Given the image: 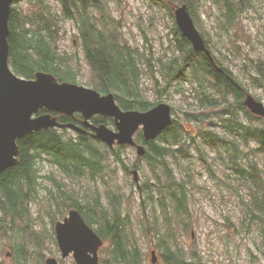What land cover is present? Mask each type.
<instances>
[{"label":"trees","instance_id":"obj_1","mask_svg":"<svg viewBox=\"0 0 264 264\" xmlns=\"http://www.w3.org/2000/svg\"><path fill=\"white\" fill-rule=\"evenodd\" d=\"M154 1L166 10L172 22L168 35L171 47L174 48L173 55L160 64V71L166 80L165 86L172 85L178 76L186 77L190 84L197 86L198 100L203 111L184 112V119L179 115L174 116L172 124L149 141L145 140L143 131L139 130L135 139L144 144L146 149L135 160L133 167L138 166L140 158L147 160L150 165L152 177L144 183V190L147 199L154 205L152 229L160 250L157 249L160 261L163 264H207L197 250L191 248L189 251L180 244L175 231L176 223L184 224L186 230L191 217L188 182L177 176L173 165L177 154L184 157L192 155L185 146L196 143V136L191 133L186 122L199 126L210 118V113H214L217 120L223 121L221 123L229 133L246 143L253 141L255 149L264 151V118L251 113L245 106L246 88L230 65H223L213 54L216 63L222 67V71H218L206 53L193 48L191 41L182 34L175 22L172 5H187L196 27L210 47L215 42L201 14L204 4L210 3L222 9V28L226 33H232V27L241 15L255 5L256 0ZM57 2L60 9L49 0H13L8 36L9 63L13 72L30 79L40 70L54 73L60 81L79 83L80 66L74 63L72 54L63 52L59 45L66 20H70L78 30L77 46L83 49L94 76L92 87L101 93L113 92L124 110L145 111L155 106L159 100L152 102L142 92L144 68L149 66L148 72L153 73L152 59L144 50L128 44L126 39L122 42L123 37L119 31L108 26L114 18L109 13L107 0ZM156 17L157 14L152 15V18ZM254 66L258 73L253 77L254 82L264 87V59L258 58ZM93 120L96 125L113 124L111 118L100 115ZM210 133L213 136L209 138L218 139L233 148L230 154L236 163L233 165L237 166L238 146L221 134ZM17 141L20 162L0 173V210L3 213L0 224L9 220L16 222L24 214L30 215L28 203L35 196L30 189L39 178L38 159L46 158L66 178H88L94 182L98 177H103L105 163L110 159L122 163L125 170L128 169L122 156L127 145L111 147L97 138L80 134L75 136L68 130L41 129ZM244 155L242 160L246 161ZM170 156L172 159H169ZM249 168L243 164L236 171L241 178H250L253 202L246 204L249 215L247 222L249 225L260 226L258 230H261L264 244V175H260L263 169L258 168L255 160L251 161ZM23 182H26L28 189L24 190ZM56 186L57 193L54 196L57 201L63 203L70 199L65 210L78 209L104 241L100 248L101 264H146L144 252L137 240L129 236L127 226L130 222L128 214L123 212L124 199L120 192H108L106 196L98 190L82 192L69 187L62 177L56 180ZM48 214L54 220V216L50 212ZM185 218L189 221L184 222ZM55 224L52 223V235H49L56 243ZM155 253L156 250H153L152 259L154 257L156 261ZM13 257L17 259L16 264L23 263L27 257L26 249L17 246Z\"/></svg>","mask_w":264,"mask_h":264},{"label":"rangeland","instance_id":"obj_2","mask_svg":"<svg viewBox=\"0 0 264 264\" xmlns=\"http://www.w3.org/2000/svg\"><path fill=\"white\" fill-rule=\"evenodd\" d=\"M49 1L60 9L57 0ZM254 4L240 16L232 27V33L223 30L220 21L222 9L219 7L205 3L201 14L205 19V27L215 42L210 44L215 57L223 65H230L246 91L264 102V87L258 86L253 79L258 75L254 63L258 58L264 59V0H256ZM159 5L154 0H107L109 13L114 18L108 26L119 31V35L123 37L122 42L126 39L128 44L144 50L152 59L153 73L148 72L150 67L147 66L142 78L145 97L152 102L159 100L168 103L174 109L173 116L179 115L184 119V112L203 111L198 100L199 90L186 77L181 76L172 85L165 86L166 80L160 71V64L173 55L174 48L171 47L168 35L171 18ZM153 14H157V17L152 18ZM77 35V28L70 20H66L59 45L63 52L72 54L74 63L80 66L78 82L92 87L94 76L83 49L80 45L77 46ZM46 111L39 110L37 115ZM50 113L58 115L56 112ZM98 115L113 120L112 125L106 124L108 127L115 126L113 117L102 114L93 115L88 122L93 124V118ZM69 117H76L74 122L83 127L84 115L79 111L74 115H58L57 120L64 123L71 120ZM221 122L223 121L217 120L214 113H210V118L199 126L186 122L191 133L196 136V143L185 146L192 155L184 157L177 154L173 159L175 173L188 182L191 210L190 224L186 230L184 224L176 223L178 241L189 251L191 248L197 250L207 264H264V244L261 230H258L260 226L249 225L247 222L249 215L246 204L253 202L250 178L243 179L236 171L243 164L250 169L251 161L255 160L258 168L263 169L260 175H264V151L255 149L253 141L246 143L243 139L236 138ZM137 132L138 129L135 136ZM210 132L221 134L238 146L237 166H234L236 163L230 154L233 148L218 139L209 138L213 136ZM70 133L77 136V132L73 130ZM122 154L128 169L125 170L122 163L110 159L105 163L103 177L97 176L96 182L88 178H66L46 158L38 159L39 178L37 184L30 189L35 195L28 203L30 215L24 214L16 222L9 220L0 224V264H16L13 252L17 245L26 249V260L21 264H45L49 256L62 260L60 264H76L72 255L61 258L58 244L49 235H52V223L62 221L68 214L65 208L70 199L59 203L54 196L57 193L56 180L61 177L68 182L69 187L82 192L88 190L92 193L98 190L103 196L112 191L120 192L124 199L123 212L128 214L130 222L127 226L129 236L135 238L143 250L145 263L163 264L157 252V249L160 251L157 240L153 237L154 205L147 199L144 190V183L152 177L150 165L147 160L140 158L138 166L133 167L138 157L132 147H125ZM243 154H246V161L242 160ZM135 172L137 180L134 178ZM23 188L28 189L26 182H23ZM48 212L54 216V220ZM189 219L185 218L184 222ZM153 250H156L155 262H152Z\"/></svg>","mask_w":264,"mask_h":264},{"label":"water","instance_id":"obj_3","mask_svg":"<svg viewBox=\"0 0 264 264\" xmlns=\"http://www.w3.org/2000/svg\"><path fill=\"white\" fill-rule=\"evenodd\" d=\"M12 4L13 0H0V172L19 163L18 139L52 127L79 130L80 127L74 123H60L57 120L58 115H74L78 111L84 115V125L94 130V138L111 147L116 141L120 145H135L137 153L143 155L145 148L134 141V133L141 125L145 140L154 139L173 122L171 106L159 102L146 111L124 110L117 104L113 92L102 94L76 82L60 81L54 73L40 70L30 79L15 74L9 64L8 44ZM172 9L182 34L191 41L195 50L208 54L210 61L220 71L187 5L181 4ZM244 104L251 113L264 117V102L254 95L248 93ZM43 109L47 111L37 115ZM50 112L58 115L53 116ZM95 114L113 117L115 128L106 124L91 125L88 119ZM55 230L62 258L72 254L76 264H100L99 249L103 240L78 209H71L62 221L56 223ZM45 264L60 262L57 257L50 256Z\"/></svg>","mask_w":264,"mask_h":264},{"label":"flooded vegetation","instance_id":"obj_4","mask_svg":"<svg viewBox=\"0 0 264 264\" xmlns=\"http://www.w3.org/2000/svg\"><path fill=\"white\" fill-rule=\"evenodd\" d=\"M77 115L78 116H80V114L79 113H77ZM77 116V117H78ZM71 120H68V121H66V122H73V123H75L74 122V120L73 119H75L76 117H69ZM66 122H64V123H66ZM76 122H78V121H76ZM76 125L78 124V123H75ZM94 124V123H93ZM78 125H81V124H78ZM81 128V127H80ZM68 130H73V129H70V128H68ZM74 131V130H73ZM76 132H77V135L78 134H80V135H83V136H91V134L93 133V131H92V128L91 127H87V126H85V125H83V127L80 129V130H76ZM139 132V131H138ZM137 143H140L141 144V142H137Z\"/></svg>","mask_w":264,"mask_h":264}]
</instances>
